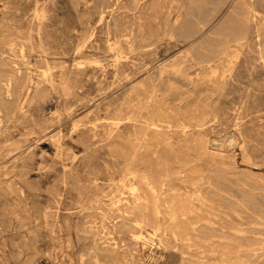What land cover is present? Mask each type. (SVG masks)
Returning a JSON list of instances; mask_svg holds the SVG:
<instances>
[{"label":"rangeland","instance_id":"1","mask_svg":"<svg viewBox=\"0 0 264 264\" xmlns=\"http://www.w3.org/2000/svg\"><path fill=\"white\" fill-rule=\"evenodd\" d=\"M207 263L264 264V0H0V264Z\"/></svg>","mask_w":264,"mask_h":264},{"label":"bare ground","instance_id":"2","mask_svg":"<svg viewBox=\"0 0 264 264\" xmlns=\"http://www.w3.org/2000/svg\"><path fill=\"white\" fill-rule=\"evenodd\" d=\"M53 91V90H52ZM58 116V115H57ZM181 167V166H180ZM149 193V192H148ZM149 201V200H148ZM143 203V202H142ZM149 203V202H148ZM142 206H143V204H142ZM148 207V206H147ZM186 208H187V206H186ZM188 210V209H187ZM138 211V210H137ZM177 211V210H176ZM190 211V210H189ZM147 212V211H146ZM170 212H172L171 210H170ZM186 212V211H185ZM139 213V212H138ZM170 214V213H169ZM172 214V213H171ZM179 214V213H178ZM188 214H189V212H188ZM187 214V215H188ZM180 215V214H179ZM170 216V215H169ZM189 216H191L190 214H189ZM145 217V216H144ZM157 217V216H156ZM138 218H140V217H138ZM184 218V217H183ZM187 218V217H186ZM169 219V218H168ZM180 219H182L181 217H180ZM145 220V219H144ZM148 220V219H147ZM166 221V220H165ZM177 221V220H176ZM192 221V220H191ZM146 222V221H145ZM148 222H149V220H148ZM151 222V221H150ZM190 226V225H189ZM170 227V226H169ZM172 227H173V225H172ZM176 226H174V228H175ZM178 227H179V225H178ZM182 227V226H181ZM171 228V227H170ZM158 229V228H157ZM183 229V228H182ZM181 229V230H182ZM174 230V229H173ZM177 230V229H176ZM179 230H180V227H179ZM172 231V230H171ZM183 231H184V229H183ZM178 232V231H177ZM176 232V234H179V233H177ZM182 232V231H181ZM186 232V231H185ZM173 233V232H172ZM184 233V232H183ZM182 234V233H181ZM183 235V234H182ZM185 235V234H184ZM174 236V235H173ZM180 237H181V235H179ZM184 237V236H183ZM180 239V238H179ZM214 239V238H213ZM189 240V239H188ZM198 243V242H197ZM204 246V245H203ZM219 246V245H218ZM220 246H222V245H220ZM224 246V245H223ZM206 247V246H205ZM217 248V247H216ZM228 248V247H227ZM205 249H208V248H205ZM210 249V248H209ZM223 249V248H222ZM203 250V249H202ZM211 250V249H210ZM228 250V249H227ZM230 250V249H229ZM201 251V250H200ZM206 253V252H205ZM209 253V252H208ZM220 253V252H219ZM218 253V254H219ZM232 253V252H231ZM207 254V253H206ZM226 254V253H225ZM199 255V254H198ZM215 255V254H214ZM220 255V254H219ZM211 256V255H210ZM193 257V256H192ZM204 256H202V258H203ZM209 257V256H208ZM207 257V258H208ZM217 257H218V255H217ZM225 257V256H224ZM197 258V257H196ZM222 258V257H221ZM213 261H215V260H213ZM217 261V260H216ZM231 261V260H230ZM185 262V261H184ZM218 262V261H217ZM207 264H209V263H207ZM212 264V263H211ZM224 264V263H223ZM227 264V263H226Z\"/></svg>","mask_w":264,"mask_h":264}]
</instances>
